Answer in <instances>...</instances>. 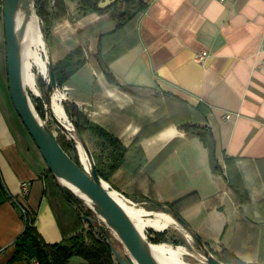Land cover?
I'll list each match as a JSON object with an SVG mask.
<instances>
[{"label": "crops", "instance_id": "crops-1", "mask_svg": "<svg viewBox=\"0 0 264 264\" xmlns=\"http://www.w3.org/2000/svg\"><path fill=\"white\" fill-rule=\"evenodd\" d=\"M144 2L129 29L113 33V22L96 28L93 15L86 20L88 37H59L50 51L52 63L78 44L86 63L57 91L123 146L121 162L108 178L113 191L150 206L175 203L193 239L224 264H264V0ZM70 20L63 28L73 31L69 27L75 22L81 28L79 20ZM101 32L110 33L99 52L117 84L106 80L96 60ZM61 50L66 52L60 55ZM199 52L207 55L201 63L195 60ZM82 136L92 159L102 156L107 162L99 139L89 131ZM208 144L214 148V169ZM47 170L9 96L0 9L4 264L24 228L18 204L50 245L87 225ZM25 182L26 195L21 193ZM52 262L87 264L55 254Z\"/></svg>", "mask_w": 264, "mask_h": 264}, {"label": "trees", "instance_id": "trees-1", "mask_svg": "<svg viewBox=\"0 0 264 264\" xmlns=\"http://www.w3.org/2000/svg\"><path fill=\"white\" fill-rule=\"evenodd\" d=\"M99 1L100 0H76V6L78 9V18L76 21L79 20V22H81V28L77 26L76 22L72 23L69 28L73 31L65 29L63 28L64 26H62V19L68 15L66 0H34V10L42 23L44 34H47L50 31L53 22H57L54 26V31L59 34L61 38H71L75 37V35H83L82 37L85 36L86 38L88 37V33H86V28L88 27V24L86 23V20L88 19L87 17L95 15V18H97L95 23L96 28L103 27L107 22H113L114 30L112 32L115 33L121 29H129L141 16L146 7L144 0H119L118 4L109 10H98L97 4ZM107 34H104L103 32L98 34V51L96 55H100L101 52H99V47L101 48V46H103ZM85 63L86 58L84 55V48L82 44H78L61 59L52 63L55 85L62 87L69 77L82 68ZM104 75L109 83L117 84L109 71ZM37 86L42 97L37 98L34 93H31L30 98L34 109L38 115L44 119V103L48 104L47 95L49 94V91L46 87L47 84H44L39 77L37 79ZM62 106L73 130L80 135L89 131L93 136L99 139L100 151L102 153L106 151L108 159L107 162L96 160L95 169L100 178L108 181L109 176L121 162L124 153L123 146L110 133L100 126L91 123L86 114L75 104L63 100ZM69 137H71L70 135H68L67 138L71 139ZM67 138H57V141L72 160L80 166L75 144ZM47 173L52 180L55 179L48 170ZM56 182L55 186L65 194L70 203L75 207H79L77 210L78 215L90 217L89 211L85 209L89 208L88 205H86L80 197L75 195L67 187L60 186ZM174 204L175 203L170 204L168 210L178 222L181 221L184 223L181 217L175 213V207H173ZM154 207L158 206L155 205ZM83 222L87 225L80 230L79 233L64 239L65 242L63 241L62 243L53 245L45 243L34 228L33 224L26 222L21 234L16 238L12 245V253L6 264H13L14 262L24 263L31 257L37 258L42 264H53L52 256L54 254L58 255L62 260L77 256L86 261L87 264H118L107 244V237L104 231L102 230L104 233L103 237L102 233H96L95 221L93 224H89V222L85 220ZM168 233L167 230L156 232L149 229L146 231V238L151 243L168 241L174 244L182 243V241L177 242V240L169 237ZM108 239H111L110 234H108Z\"/></svg>", "mask_w": 264, "mask_h": 264}, {"label": "water", "instance_id": "water-1", "mask_svg": "<svg viewBox=\"0 0 264 264\" xmlns=\"http://www.w3.org/2000/svg\"><path fill=\"white\" fill-rule=\"evenodd\" d=\"M19 0H2V17L5 39L6 67H7V84L9 96L19 119L32 138L36 147L40 151L45 161L48 171L61 183V178L73 186L80 189L89 198L88 206L106 226L101 225L107 237V244L111 253L118 264H157L150 255L146 247L147 238L142 236L133 226L131 221L119 207L111 196L110 186L104 187L101 178L98 176L92 157L83 136L73 130V139L77 150V156L80 166L72 160L68 153L61 147L57 141L56 135L47 127L43 128L36 117L35 109L29 98L27 89L22 84L20 73V40L24 32V22L17 21V3ZM117 0H100L97 4L98 10H104L114 5ZM33 4V0H32ZM34 8V5H33ZM98 66L103 74L108 72L104 61L100 55H96ZM48 81L47 89L52 92L55 87L54 74L52 70V61L48 62ZM31 92V91H29ZM32 93V92H31ZM48 101V100H47ZM50 104V100L48 101ZM51 120L57 128L61 130L64 124L58 120L52 113L51 107H48ZM40 119V118H39ZM63 134V133H62ZM81 145L83 151L90 162V171L81 163L77 143ZM208 159L211 168L216 167L214 159L213 145H207ZM65 186L63 183H61ZM67 187V186H66ZM68 188V187H67ZM69 189V188H68ZM71 190V189H69ZM72 191V190H71ZM73 192V191H72ZM76 195V194H75ZM78 196V195H77ZM79 197V196H78ZM83 220L89 224L94 223V219L83 216ZM182 224V222L180 221ZM167 229H164L165 231ZM156 231V232H163ZM113 233L122 245L123 254H121L108 239V234ZM199 248L202 251L205 264H224L216 258L204 245L196 238Z\"/></svg>", "mask_w": 264, "mask_h": 264}, {"label": "bare ground", "instance_id": "bare-ground-1", "mask_svg": "<svg viewBox=\"0 0 264 264\" xmlns=\"http://www.w3.org/2000/svg\"><path fill=\"white\" fill-rule=\"evenodd\" d=\"M16 14H17L16 18L18 22L22 21L25 15H27L26 20L24 22L25 23L24 32L22 33V37L19 43L20 44L19 64H20L22 84L24 85L25 88H30L34 83L33 68L36 67L37 69H39V72L42 74L46 73V69H47L46 61H44L45 59L43 60L41 57V51L45 52L46 47L44 46V41L42 39V35L40 32L41 30L38 24V17L35 14L32 0H19L17 3ZM49 106L51 107V111L53 115L64 124V127H62L61 130H64L66 133H68L71 136L69 138L73 139L74 137L73 128H71L68 118L64 112L63 106L59 103L57 94L55 92H52L51 94L50 104L48 103V107ZM38 120L40 125L43 128H45L46 124L44 120H41L39 118ZM64 135L68 137V135L66 134ZM78 148H79L81 163L84 165V167H86L87 157L80 144H78ZM60 181L69 189H71L74 194L78 195L81 199H83L88 206L91 204L90 201L88 200L89 197L86 194H84L80 189L68 183L67 181L63 180L62 178ZM102 184L104 185V187L108 188L106 182L102 181ZM109 192L113 197V199L116 201V203L119 205V207L123 210L125 215L128 217V219L131 221L135 229L141 235L142 232L146 231L147 229H151L154 231H163L164 229H168L169 227L178 226L174 218L170 214H167L162 211H147L144 208L137 206V204H132L128 202L126 198H124L116 191L109 189ZM103 223H104L103 225L106 226L104 221ZM145 242L150 255L156 261L157 264H205L203 255H202V261L198 260L199 263H186L182 261L181 257L183 255H189L192 259H196V260L198 258L197 253L190 252L185 247L182 246L168 247L164 244H151L147 241Z\"/></svg>", "mask_w": 264, "mask_h": 264}, {"label": "rangeland", "instance_id": "rangeland-1", "mask_svg": "<svg viewBox=\"0 0 264 264\" xmlns=\"http://www.w3.org/2000/svg\"><path fill=\"white\" fill-rule=\"evenodd\" d=\"M66 4H67V13L68 15L66 17L63 18L62 20V26H63V23H68V22H71L70 18L72 19H77V12H78V9H77V6H76V0H66ZM33 5H34V0H33ZM36 14V13H35ZM38 17V16H37ZM38 24H39V28H40V32H41V35H42V39L44 41V46L46 47V50L45 52L41 51V57L44 61H46V66H48V62H49V59H50V51L52 49H54V46L58 45L60 43L61 40H59V37L61 38V36L59 34H57L55 31H54V26L57 24V22H53V24L51 25L50 27V31L47 33V34H44L43 30H42V23L41 21L39 20L38 18ZM63 49H65L63 47ZM67 50V48L65 49ZM65 50H61V52H59L60 55L64 54L66 51ZM46 73L45 74H42L39 72V69H37L36 67L33 68V74H34V83L33 85L30 87V88H26L27 89V92H28V95H29V98H30V94L31 92L34 93V95H36L37 98H41L42 94L37 86V79L38 77L44 82V84L46 83L47 84V81H48V67H46ZM58 86L55 85L54 87V92L57 94V98H58V101L59 103L62 105V96L60 95V93H58ZM31 91V92H29ZM51 94L52 92H49V94L47 95V99L48 101L50 100V97H51ZM31 100V98H30ZM32 102V101H31ZM36 112V110H35ZM37 116L41 119V120H44L46 126L51 130L53 131V133H55L56 137L57 138H61V137H65L66 135H69L68 133H66L64 130H59L57 128V126L55 125V123L51 120L50 118V113L48 111V104L44 103V119L41 118L38 113L36 112ZM70 122V121H69ZM63 133V134H62ZM78 146V144H77ZM79 149V148H78ZM102 153V152H101ZM104 154V153H102ZM100 154V155H102ZM86 158V157H85ZM103 157L100 156V159L99 161H102ZM93 160V159H92ZM103 162V161H102ZM86 163H87V166L85 167L88 171H90V162L88 163L87 161V158H86ZM93 163L94 165L96 164V160L94 161L93 160ZM102 181L106 182L108 184V181H105L101 178ZM75 190V189H74ZM110 190H113L110 188ZM76 191V190H75ZM115 191V190H114ZM118 192V191H116ZM123 196V195H122ZM124 197V196H123ZM125 198V197H124ZM81 199V198H80ZM127 201L132 203V204H137V206L139 207H142L144 208L145 210L147 211H162V212H165L167 214H170L172 216V214L170 213V211L168 210V207H154V206H150V205H145L143 204L142 202H139V201H131L129 200L127 197H126ZM83 202L84 200L81 199ZM85 203V202H84ZM86 204V203H85ZM84 205V204H83ZM87 205V204H86ZM85 206V205H84ZM86 207V206H85ZM87 211H89L90 213V217L92 219H94L95 221V227H96V233L97 234H101L102 233V236L104 237V233L101 229V225L104 226L102 220L96 216V214L90 209V208H85ZM90 209V210H89ZM173 217V216H172ZM175 222L177 223L178 226H172V227H169L167 229V231L169 232V237H171L172 239L174 240H177V242L179 241H182V243H178V244H174L170 241L168 242H160V243H151L148 241L147 239V242L151 243V244H164L168 247H170L169 245L173 246V247H176V246H182V247H185L188 251L190 252H193V253H197L198 254V258L197 260L196 259H192L189 255H183L181 258H182V261L186 262V263H199L198 260H201L202 261V251L201 249L199 248V245L198 243L195 241V239H193V237L189 234V232L186 230V222L184 223H180L176 220L175 217H173ZM149 230V229H147ZM146 230V231H147ZM151 230V229H150ZM146 231L142 232V235L146 236ZM190 238H189V236ZM110 237H111V242L113 244V246L121 253L123 254V249H122V245L121 243L117 240V238L114 236L113 233H110ZM213 254V253H212ZM214 255V254H213ZM215 256V255H214ZM216 257V256H215ZM6 260V255H1L0 256V264H4ZM17 264H20V263H17Z\"/></svg>", "mask_w": 264, "mask_h": 264}, {"label": "built area", "instance_id": "built-area-1", "mask_svg": "<svg viewBox=\"0 0 264 264\" xmlns=\"http://www.w3.org/2000/svg\"><path fill=\"white\" fill-rule=\"evenodd\" d=\"M0 9H2V0H0ZM206 56L207 55H206L205 52H199V53H197L195 55V60L198 63H201V62H203L205 60ZM229 117H230L229 115H226V118H229ZM28 187H29V183L28 182L22 183L21 193L26 195L28 193ZM10 200L13 201V202H17L16 198H14V197H10ZM18 210H19V213L22 216L24 224H25L26 222H28L27 212H26L25 208L22 207L19 204H18ZM3 251H4V249L2 247H0V254H2ZM26 264H42V263L37 258L31 257V258L28 259Z\"/></svg>", "mask_w": 264, "mask_h": 264}, {"label": "flooded vegetation", "instance_id": "flooded-vegetation-1", "mask_svg": "<svg viewBox=\"0 0 264 264\" xmlns=\"http://www.w3.org/2000/svg\"><path fill=\"white\" fill-rule=\"evenodd\" d=\"M118 1H119V0H117V1H116V3H115L114 5H112V6L108 7L107 9H104V10H109V9L113 8L115 5H117V4H118Z\"/></svg>", "mask_w": 264, "mask_h": 264}]
</instances>
